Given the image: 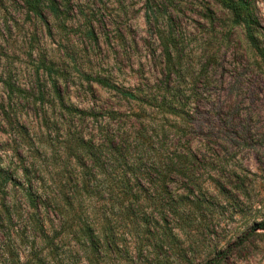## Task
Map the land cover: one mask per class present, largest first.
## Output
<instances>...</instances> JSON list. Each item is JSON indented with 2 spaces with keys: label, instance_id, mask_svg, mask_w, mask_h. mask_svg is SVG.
Wrapping results in <instances>:
<instances>
[{
  "label": "rangeland",
  "instance_id": "rangeland-1",
  "mask_svg": "<svg viewBox=\"0 0 264 264\" xmlns=\"http://www.w3.org/2000/svg\"><path fill=\"white\" fill-rule=\"evenodd\" d=\"M47 22L28 16L23 0H0V146L12 148V130L2 123L4 80L31 96L43 59L55 63L74 106L126 114L144 106L154 122L165 117L171 131L185 117L193 148L215 149L233 183L229 200L204 175L220 205L199 211L197 228L180 234L184 248L189 238L199 240L187 257L195 264H264V69L247 40L250 28L264 49V0H72L66 27L51 16ZM99 78L142 100L124 98ZM171 95L181 99L179 108L160 113ZM29 101L18 120L40 137L39 107Z\"/></svg>",
  "mask_w": 264,
  "mask_h": 264
},
{
  "label": "trees",
  "instance_id": "trees-1",
  "mask_svg": "<svg viewBox=\"0 0 264 264\" xmlns=\"http://www.w3.org/2000/svg\"><path fill=\"white\" fill-rule=\"evenodd\" d=\"M23 1L28 16L45 25L51 16L66 27L72 0ZM247 40L264 69V49L250 28ZM36 72L31 96L4 80L9 99L1 103L2 123L12 130V148L0 146V264H168L171 258L195 264L187 256L199 240L189 238L184 248L180 234L197 228L199 211L220 205L206 191L204 175L231 199L223 158L215 149L193 148L185 117L171 131L165 117L154 122L144 106L134 114L79 108L65 100L53 61L43 59ZM29 100L39 107L40 137L18 120ZM169 100H161L160 113L179 108L177 95Z\"/></svg>",
  "mask_w": 264,
  "mask_h": 264
}]
</instances>
